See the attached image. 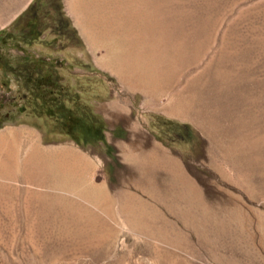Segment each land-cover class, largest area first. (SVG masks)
I'll use <instances>...</instances> for the list:
<instances>
[{"label":"rangeland","instance_id":"374dc122","mask_svg":"<svg viewBox=\"0 0 264 264\" xmlns=\"http://www.w3.org/2000/svg\"><path fill=\"white\" fill-rule=\"evenodd\" d=\"M100 3L0 0V264H264V0H147L115 38ZM56 195L106 228L64 235Z\"/></svg>","mask_w":264,"mask_h":264},{"label":"bare ground","instance_id":"6f19581e","mask_svg":"<svg viewBox=\"0 0 264 264\" xmlns=\"http://www.w3.org/2000/svg\"><path fill=\"white\" fill-rule=\"evenodd\" d=\"M100 1H101V3H100L101 8L100 7L99 8L104 13L103 18L105 16H109L110 18L106 17L107 18L105 20L106 22H103L104 24H102V25H99V23L95 22L97 24H95L94 26H91L90 28L92 30L91 34L103 36L105 38L122 37V36H119L120 31H118V29L120 28L119 26L121 25L120 21L124 20V17L132 18L133 14L130 13L129 10L130 11L133 10L134 13H138V11H137L138 8H140V9L142 8V10L145 11L146 10L145 5H147V0H100ZM149 11L146 10V14L152 15L155 10L150 9ZM133 21H134V19H133ZM117 33H119V35ZM96 40H98V38H96ZM121 62H124V61H121ZM121 64H123V63H121ZM4 135L5 134L1 135L0 138L4 139V138H7L10 136V140L15 141V139H16L15 133L11 132L8 136H5V137H4ZM120 147L123 148L124 144L123 145L121 144ZM69 152H70V155L72 153L70 158L78 160L82 166H85V167L89 166V162L87 161V159L84 156H82L80 153H78L76 151H69ZM42 156L45 160H48V170L46 169L47 170L46 173L49 172L52 175V178L48 177V180H50V182H52L53 184H56V185H60L62 187L64 186V188L67 190H74V192L76 191L78 193L77 195L80 194L83 198L95 201L97 206L105 209V211L108 214H110V216L112 215L113 217H118L120 215H124L123 207H121L122 205L119 204L120 203L119 201L122 200L121 194L114 193V196L110 197V195L107 192H97V191L94 192L90 186L84 185L83 175L81 174V176H80V172L76 173V172H71V171H69V172L62 171L61 173H54L52 169H54L55 166H58V160L60 158V155L58 153L43 150ZM66 156H69V155H66ZM61 158H63V157H61ZM88 179H89V181L92 180L91 175ZM45 181H47V180H45ZM91 183L92 182L90 181L89 184L91 185ZM49 186H50V184H49ZM112 195H113V193H112ZM49 198L50 197H48V199ZM57 199H58L57 195L53 196L52 200L50 199V200H47L45 202V207L50 208L49 210H46L48 215L55 218V220L58 222L60 229L64 233V235H67L71 239H76L77 237H80L84 234L85 226L83 224H85L86 222L83 223L81 221L82 215H86V218H88L91 221V224H93L92 222L97 221V224L100 223L101 227L103 226L104 228H106L104 226L105 224H104L102 218L98 214L90 212V209H88V207H84L79 202H77L73 199L67 198V197H65L64 200H62L63 198L61 200H57ZM93 226H95V225H93ZM109 228L110 229H109L108 235L111 233L114 234V231L116 229H114L113 227H109ZM111 230H113V232ZM92 236L93 235H91V237ZM95 236L97 238L96 234H95ZM100 239L105 240L103 238H100ZM91 240H92V238H91ZM91 240H90V242H91ZM91 243H94V242H91ZM92 249H94V248H92ZM106 251H107V249L105 248V252ZM101 255L103 256V253H101Z\"/></svg>","mask_w":264,"mask_h":264},{"label":"crops","instance_id":"0c3cea01","mask_svg":"<svg viewBox=\"0 0 264 264\" xmlns=\"http://www.w3.org/2000/svg\"><path fill=\"white\" fill-rule=\"evenodd\" d=\"M87 30V29H86ZM90 31V32H89ZM87 32L91 33V30H88ZM20 133V132H19ZM41 148V147H40Z\"/></svg>","mask_w":264,"mask_h":264}]
</instances>
